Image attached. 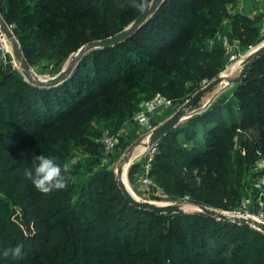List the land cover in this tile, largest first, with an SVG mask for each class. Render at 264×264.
Returning <instances> with one entry per match:
<instances>
[{"label":"trees","instance_id":"obj_1","mask_svg":"<svg viewBox=\"0 0 264 264\" xmlns=\"http://www.w3.org/2000/svg\"><path fill=\"white\" fill-rule=\"evenodd\" d=\"M235 3L164 0L132 36L89 50L49 88L0 63V264H264L263 232L197 207L235 208L242 181L264 158V55L233 82L234 104L220 100L192 114L198 101L157 142L152 181L171 198L187 196L196 211L157 215L130 205L114 166L139 137L130 131L125 144L119 137L113 157L97 142L102 128L115 134L130 122L143 100L160 94L183 104L203 80L218 78L226 63L222 35L240 51L258 44L261 18L230 15ZM140 13L128 0H0V18L30 68L61 64L129 28ZM40 154L70 165L65 189L45 195L25 178ZM140 169L130 167L128 177ZM17 244L20 257L2 255Z\"/></svg>","mask_w":264,"mask_h":264},{"label":"rangeland","instance_id":"obj_2","mask_svg":"<svg viewBox=\"0 0 264 264\" xmlns=\"http://www.w3.org/2000/svg\"><path fill=\"white\" fill-rule=\"evenodd\" d=\"M258 1L259 0H236V3H235V5L232 8H231V5H228V8L230 9L229 13L232 16L240 15L241 17L249 18V19L261 18V21L258 23V26H259V41H258V44L256 46H254V47H251V48L247 49V50L241 51L242 57H245V58L250 54V52L252 50H254L259 45L264 43V8H263V5H262V2H258ZM228 29H229V19H224L223 27H222L221 31L224 32V31H226ZM218 34L221 35L220 33H218ZM226 36L227 35H225V34L222 35V40L224 38L227 39L228 44L230 45V47H232L233 50H238L239 51V48H238V46L236 44V41L233 44H231L229 42V39ZM205 45H206V48H208V50H209V49H211V47L213 45V41L212 40L206 41ZM222 45H223V41H222ZM223 47H224V45H223ZM224 50H225V48H224ZM74 54H76V52ZM225 54H226V51H225ZM225 57H226L225 66H224L223 70L219 73L218 77H220V76L221 77H225L226 80L223 81L221 84L217 85L211 92L205 94L199 100L200 102L198 103V107L194 109L192 114L196 113V112L199 113L203 109L208 108L209 104L217 103L220 100H226V99H227V101L231 100L233 102V104H234V101L236 99H235V97L232 94V91H233L234 86H235L233 82H236V81L240 80V78L244 76V75L240 76V72L242 70V62L238 63V64H235V63L229 62V56L225 55ZM67 65H68V59L65 62L61 63V64H60V62L47 61V62L43 63L42 65H40L39 67L30 68V69H31V72L35 76H37L40 80L46 81L48 79H52V78L56 77L57 75H59L62 71H64L67 68ZM5 70L6 71H11V70H8V68H6V67H5ZM15 72L20 77H23V75L21 73V70H16ZM209 83L210 82H207L206 80H203L201 82V84H200V89L204 88ZM156 95H154V96H156ZM153 97H151V98H153ZM151 98L143 100L139 104V108H140V106L142 105L143 102H145L147 100H150ZM166 100L169 102L168 107L166 109L159 110L157 113H155L152 116L151 122L153 123V125H154V122L156 121L157 118L162 119V122H161V124H162L164 121L169 119L184 104V103L183 104H178L177 102H174L173 100H170V99H166ZM137 113L134 114V116H133V118L131 119L130 122H128L127 120L124 121L122 123V125H121L122 127L116 132V133H119L120 139L122 140V144H125L127 142L125 137L127 136V134L130 131L131 132L135 131V134L139 137L138 139L143 138V142H146L143 131L140 130L138 125H137V121H136V114ZM236 113H237V109H234V107H233V114L231 113L232 114V118L234 116L236 117ZM187 114H188V112H187ZM190 116L191 115L185 117L180 123L186 121V119H188ZM154 127H157V126H154ZM108 130L109 129L102 128L101 135H100L99 139H97L98 143H100V139L102 138V136L104 134L110 133ZM248 130L249 129H246V132ZM111 134H113V133H111ZM234 141H236V138H234ZM118 144H119V142H118ZM144 147L145 146H139V147H137L134 150V153H133L129 163L127 165H125V167L123 169L122 179H123L125 185L127 186V188L129 187L132 190V192L136 196H138V199L140 201L146 200V201H149V202L154 203L156 205H168V204H175V203H178V202H182L183 204L181 205V208H182V210L184 212L196 211L197 209L194 208L193 206H189V205L185 204L187 202V200H188L187 196H183V197L175 199V198H171V197L167 196L166 194H164L162 189L160 187H158V186L156 188H153L152 186L148 187V188H142L140 186V177H141V173H142L141 169L138 170L137 173L132 176V178H129L128 174L126 175V173H124V171L126 172L128 169H130V167H132V166H134L136 164L137 165L140 164V163H137V160H138L139 155H140V153H141V151H142V149ZM116 152L117 151L113 149V151H111L109 153L113 157V156L116 155ZM109 153H105V155L108 156ZM123 155H124V153L121 155L120 160L122 159ZM75 156L78 159L84 158L83 154L75 153ZM105 158L107 160L109 159L108 157H105ZM106 159H104V160H106ZM260 160H264V158L260 157V159L255 161V164L258 163ZM119 162H118V164H119ZM117 167H118V165L114 166L115 174H116V171H117ZM127 173H128V171H127ZM263 176H264V173L262 171L261 172L260 171H254V167H253V169H251V171L249 172L248 176L246 177V181L245 180L242 181L244 185H241L239 187L240 188L239 190L241 191L242 197L246 198L248 200L249 210L252 213H254V214L258 211V209L260 207L264 206V198H263V200L259 201L257 192H255L253 190V184L256 181H258L260 178H262ZM178 196H179V194L177 195V197ZM1 197H2V195L0 194V198ZM142 197L144 198V200H143ZM216 211L223 212L225 210H216ZM17 212H18V210H17ZM17 216H18V214H17ZM18 217H20V216H18ZM12 221L14 223H17L18 227L21 228V230L25 233V230L27 229L26 226L23 227L20 224V221L16 219V216L12 217Z\"/></svg>","mask_w":264,"mask_h":264},{"label":"water","instance_id":"obj_3","mask_svg":"<svg viewBox=\"0 0 264 264\" xmlns=\"http://www.w3.org/2000/svg\"><path fill=\"white\" fill-rule=\"evenodd\" d=\"M164 0H152L151 6L144 12H141L137 18L134 20L132 25L105 39H101L98 41H93L90 43L85 44L76 54H74L69 60L67 68L62 71L59 75L52 79H48L46 81L40 80L37 76H35L32 72L30 67L28 66L27 62L21 55V51L18 48V44L15 40L14 35L12 34L9 27L3 22V20L0 18V29L1 32L5 35V37L8 39L12 51L13 56L17 63L19 64V68L21 70V73L23 77L30 83L36 84L40 87L49 88L52 86H56L59 83L66 80L72 73V70L76 63L80 60V58L89 50L93 49H99V48H106L115 46L130 36H132L138 28L148 19L149 16L154 14L156 10L160 7ZM262 55H264V43L259 45L257 48L252 50L250 54L242 61V70L240 72V76L244 75V73L247 71L249 65L254 62L255 60L259 59ZM225 77H218L215 80L211 81L209 84H207L204 88L200 89L196 93H194L189 100H187L169 119L164 121L161 125L157 126L151 136L149 137L148 142H143V138L138 139L133 144H131L127 150L125 151L122 159L119 162V165L117 167L116 171V180L118 188L120 189L122 195L126 199V201L132 205L135 208L142 209V210H149L153 212L154 214H172V213H178L183 212L181 205L182 202H178L175 204H168V205H156L154 203H151L149 201H140L137 200L128 190L127 186L125 185L122 174L123 169L125 165H127L134 153V150L139 146H146L147 144H153L157 143L164 135H166L168 132H170L172 129H174L185 117H187V112L192 107L195 106V104L207 93L211 92L217 85L221 84L223 81H225ZM199 210H201L203 213L214 217L215 219L222 220V221H231L237 224L251 226L261 232L264 233V224L259 223L252 219H244V218H237V217H228L223 212H218L216 210L206 208L202 205L197 206Z\"/></svg>","mask_w":264,"mask_h":264},{"label":"built area","instance_id":"obj_4","mask_svg":"<svg viewBox=\"0 0 264 264\" xmlns=\"http://www.w3.org/2000/svg\"><path fill=\"white\" fill-rule=\"evenodd\" d=\"M223 45L226 51V55L229 56V62L238 64L241 63L245 57H242L241 51L233 50L232 47L228 44L227 39H223ZM229 45V46H228ZM0 63L5 68H8L11 71L20 70L19 64L15 60L13 56L12 47L5 37V35L1 32L0 29ZM169 105V102L160 94H157L150 100H147L142 103L138 113L136 114L137 125L140 130L143 131L145 136V141L148 142L149 137L151 136L154 127L151 122L152 116L157 113L159 110L166 109ZM119 133L111 134L106 133L100 139V143L103 147L105 153H109L113 151V149L117 146L119 142ZM157 154V143L147 144L141 151L139 158L141 164V177H140V186L142 188L153 187L156 188L157 185L152 181L150 173L152 168V162L155 159ZM138 158V159H139ZM264 169V160H260L254 166V171H263ZM130 193L137 199L132 190L128 187ZM253 190L257 192L259 201L264 198V176L260 178L253 184ZM143 198V197H142ZM144 200V198H143ZM146 201V200H144ZM223 213L228 217H237L244 219H252L259 223L264 224V206L260 207L258 211L254 214L249 210L248 200L246 198H242L239 204L228 211H223Z\"/></svg>","mask_w":264,"mask_h":264},{"label":"clouds","instance_id":"obj_5","mask_svg":"<svg viewBox=\"0 0 264 264\" xmlns=\"http://www.w3.org/2000/svg\"><path fill=\"white\" fill-rule=\"evenodd\" d=\"M128 6L144 12L151 6V0H128ZM120 7H124V4ZM70 172L68 163L60 165L56 157L40 154L33 156L32 167L24 170V176L38 192L47 195L54 190L65 189ZM22 247V244H17L13 248L4 249L2 255L18 258L22 254Z\"/></svg>","mask_w":264,"mask_h":264},{"label":"crops","instance_id":"obj_6","mask_svg":"<svg viewBox=\"0 0 264 264\" xmlns=\"http://www.w3.org/2000/svg\"><path fill=\"white\" fill-rule=\"evenodd\" d=\"M258 2H262L263 8H264V0H259ZM140 161H141V160H140V158H139V159L137 160V163H140ZM127 171H128V170H127ZM127 171H126V172L124 171V173H126V175L128 174Z\"/></svg>","mask_w":264,"mask_h":264}]
</instances>
